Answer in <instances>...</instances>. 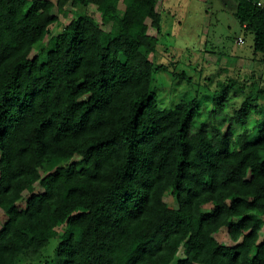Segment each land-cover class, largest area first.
<instances>
[{"label": "trees", "instance_id": "1", "mask_svg": "<svg viewBox=\"0 0 264 264\" xmlns=\"http://www.w3.org/2000/svg\"><path fill=\"white\" fill-rule=\"evenodd\" d=\"M157 1L0 0V264L45 259L54 237L46 264H172L181 246L176 264H264V120L234 136L249 101L227 132L196 122L197 97L156 104ZM237 1L264 53V6ZM68 4L102 23L74 14L32 55Z\"/></svg>", "mask_w": 264, "mask_h": 264}, {"label": "rangeland", "instance_id": "2", "mask_svg": "<svg viewBox=\"0 0 264 264\" xmlns=\"http://www.w3.org/2000/svg\"><path fill=\"white\" fill-rule=\"evenodd\" d=\"M173 4L160 11L161 34L159 45L149 57L156 63H163L166 70L159 72L155 86L156 104L160 108H173L187 97H197L199 101L196 122L208 118L227 132L232 119L246 103L248 117L233 124L234 136L264 120V53L254 50V33L244 27L235 15L236 7L227 0H170ZM264 6V0H261ZM124 5L119 6V15ZM60 19L51 25L47 38L34 46L32 55L44 51L50 39L65 27L74 14H86L102 23L101 13L91 4L89 6L68 4L65 11L58 12ZM104 28L111 29L105 25ZM151 34L156 30L149 29ZM241 37L243 41L239 42ZM175 72V73H174ZM184 72L185 75L181 73ZM180 73L176 76L174 74ZM226 86L227 93L222 88ZM222 99L224 107L217 105ZM218 107L217 112H214ZM235 139V137L233 138ZM170 207H176V198L172 193L164 197ZM24 206L25 203L21 202ZM206 204L205 210L212 208ZM7 214L0 209V228ZM64 227H58L62 234ZM224 245H233L228 229L223 227L214 234ZM264 239V228L260 240ZM58 237L50 240L43 249L45 259L31 261L23 259L19 264H41L56 257ZM184 257L181 246L172 264ZM46 264V262H44ZM51 264V263H47Z\"/></svg>", "mask_w": 264, "mask_h": 264}, {"label": "crops", "instance_id": "3", "mask_svg": "<svg viewBox=\"0 0 264 264\" xmlns=\"http://www.w3.org/2000/svg\"><path fill=\"white\" fill-rule=\"evenodd\" d=\"M227 1L231 6L236 7V11H237L238 1L237 0H227ZM170 3H172L170 0H158L156 4V10L160 13L161 10H164L165 8L173 5ZM236 11H235V15H236ZM243 26L245 27V24H243Z\"/></svg>", "mask_w": 264, "mask_h": 264}, {"label": "built area", "instance_id": "4", "mask_svg": "<svg viewBox=\"0 0 264 264\" xmlns=\"http://www.w3.org/2000/svg\"><path fill=\"white\" fill-rule=\"evenodd\" d=\"M258 4H259V5H262V2L259 1ZM241 41H243V39H242L241 37H239V42H241Z\"/></svg>", "mask_w": 264, "mask_h": 264}]
</instances>
